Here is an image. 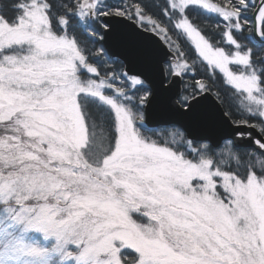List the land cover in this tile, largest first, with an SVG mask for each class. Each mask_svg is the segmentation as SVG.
Returning a JSON list of instances; mask_svg holds the SVG:
<instances>
[{
	"label": "snow or ice",
	"instance_id": "6c2138e0",
	"mask_svg": "<svg viewBox=\"0 0 264 264\" xmlns=\"http://www.w3.org/2000/svg\"><path fill=\"white\" fill-rule=\"evenodd\" d=\"M0 264H264V0H0Z\"/></svg>",
	"mask_w": 264,
	"mask_h": 264
},
{
	"label": "water",
	"instance_id": "95a60500",
	"mask_svg": "<svg viewBox=\"0 0 264 264\" xmlns=\"http://www.w3.org/2000/svg\"><path fill=\"white\" fill-rule=\"evenodd\" d=\"M153 39H155V38H153ZM209 99H210V101H211V97H210Z\"/></svg>",
	"mask_w": 264,
	"mask_h": 264
}]
</instances>
